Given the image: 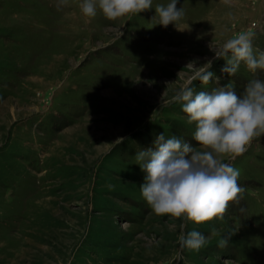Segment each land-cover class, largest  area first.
I'll list each match as a JSON object with an SVG mask.
<instances>
[{
    "label": "rangeland",
    "instance_id": "1",
    "mask_svg": "<svg viewBox=\"0 0 264 264\" xmlns=\"http://www.w3.org/2000/svg\"><path fill=\"white\" fill-rule=\"evenodd\" d=\"M79 2L0 0V264H264V135L231 161L242 198L187 224L208 237L198 251L180 246L179 218L152 212L135 158L162 131L195 143L172 101L186 65L242 30L264 49V0H179L184 16L166 27L154 16L168 0L115 20ZM224 63L212 71L237 92L264 78Z\"/></svg>",
    "mask_w": 264,
    "mask_h": 264
},
{
    "label": "clouds",
    "instance_id": "2",
    "mask_svg": "<svg viewBox=\"0 0 264 264\" xmlns=\"http://www.w3.org/2000/svg\"><path fill=\"white\" fill-rule=\"evenodd\" d=\"M178 2L155 5L158 24L176 26L182 20L184 9L177 7ZM79 7L87 18L96 17L99 11L106 19L115 20L153 8V0H80ZM122 35L120 30L119 38ZM254 36L250 30L236 32L214 50L213 59L186 65H192L194 73L174 93L172 101L181 105L187 123L195 125V143L162 131L151 147L136 154L144 173L141 195L154 214L180 219L182 248L198 251L208 241L195 228L185 231L189 222L199 225L222 219L229 202L239 200L245 192L238 183L240 169L231 161L245 153L254 138L264 135V78L253 75L242 92H237L231 80L219 85L221 77L212 66L214 60L223 59L221 72L229 77L241 65L253 74L264 71V49L254 47ZM197 80L201 84L214 80L218 86L195 91ZM226 244L227 239L219 240L220 247Z\"/></svg>",
    "mask_w": 264,
    "mask_h": 264
}]
</instances>
